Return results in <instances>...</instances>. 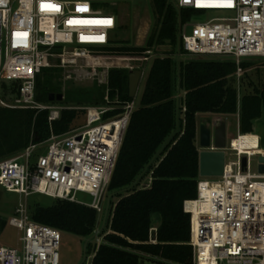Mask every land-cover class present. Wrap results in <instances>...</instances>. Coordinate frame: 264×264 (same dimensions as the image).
I'll return each mask as SVG.
<instances>
[{"label":"built area","instance_id":"obj_1","mask_svg":"<svg viewBox=\"0 0 264 264\" xmlns=\"http://www.w3.org/2000/svg\"><path fill=\"white\" fill-rule=\"evenodd\" d=\"M113 1L0 0V82H19L18 107L34 104L35 77L54 58L57 66L106 87L100 102L81 107L85 124L51 136L43 154L34 153L39 144H31L0 160L2 190L21 197L43 194L104 213L124 133L137 107L134 98L125 101L119 92L112 98L108 89L110 35L116 27L108 5ZM174 9L184 54L237 63L264 57V0H175ZM185 11L197 14L182 19ZM196 17L202 20H192ZM239 135L223 148V175L198 176L196 198L183 203L190 215L192 264H264V173L257 160V171L250 172L251 158L264 156V148L258 136L262 151L236 148L233 139ZM228 155L236 159L227 160ZM79 192L91 202H78ZM8 224L20 232V246H0V264H60L59 230L33 221L23 208Z\"/></svg>","mask_w":264,"mask_h":264},{"label":"trees","instance_id":"obj_2","mask_svg":"<svg viewBox=\"0 0 264 264\" xmlns=\"http://www.w3.org/2000/svg\"><path fill=\"white\" fill-rule=\"evenodd\" d=\"M151 8L155 25L148 45L155 38L175 43L177 17L173 6L168 0H151ZM189 14L197 12L185 11L184 19ZM179 51L183 53L180 47ZM250 66L245 61L236 65L231 58L205 55L183 62L174 53L152 60L138 106L131 113L124 133L108 193L128 188L143 174L135 186L116 193L113 196L116 201L111 198L105 229L98 235L102 242L94 247L89 242L86 246V253L92 255L90 264H192L190 215L184 212L183 203L197 196L196 115L237 114L239 134H252L254 122L264 115V84L249 82L251 91L241 96L235 85L236 72L241 70L247 76L246 69ZM128 74L126 70L110 69L108 78L109 87L117 90L125 101L131 100ZM4 85L18 89L19 82L1 81L0 88ZM36 86L37 91H43L42 95H36V100H48L49 93L44 91L54 88L52 79L43 84L37 79ZM92 92L93 88L87 94L83 92L81 100L91 101ZM68 97L72 99L70 94ZM97 98L89 104L98 103ZM80 114L83 112L63 110L58 119L49 121L47 110L0 104V160L44 141L51 133L68 131ZM147 176L151 178L149 185L141 187ZM98 215L89 206L56 199L50 206L34 205L30 218L87 238L96 231ZM5 224L0 219V231ZM152 229L154 240L150 239Z\"/></svg>","mask_w":264,"mask_h":264},{"label":"rangeland","instance_id":"obj_3","mask_svg":"<svg viewBox=\"0 0 264 264\" xmlns=\"http://www.w3.org/2000/svg\"><path fill=\"white\" fill-rule=\"evenodd\" d=\"M168 3L171 4L174 8L175 0H168ZM109 10L114 14L116 18V27L111 33L110 41V50L111 54L108 55V61L113 66L111 69L126 70L128 73L130 71L140 69L143 72L142 78L138 85L134 100L136 106H138L140 94L143 89L144 79L150 67L152 60L155 57H165L168 54L174 53L180 61H187L194 58V55H187L180 53L179 43L176 41L172 43L171 41L164 39L162 42L155 38L153 43L149 46L148 41L152 34V30L155 25V17L152 13L151 0H115L113 3L108 5ZM182 19L185 17L182 16ZM192 20H202V18L196 17ZM221 59H229L228 57H220ZM249 62L251 66L246 69L247 76H244V72L238 70L235 74L236 82L235 85L241 96L245 92L251 91V86L249 82L254 85L264 84V57H253L240 60L236 65L241 62ZM58 59L54 58L52 60V66L44 68L40 71L39 74L35 77V91H34V104L30 105L31 107H18L20 104L17 103L19 98L17 87L11 85H4L0 88V104L2 106L10 108H30V109H39L47 110L49 112V117L56 112L54 116L56 119L59 118L60 112L63 110H75L81 111V107L88 105L90 102H95L96 97L97 101L102 100L103 94L106 87L98 86L95 82L88 79H81L77 77L71 68H62L57 66ZM70 72V73H69ZM70 74V77L68 75ZM52 79L53 89H46L44 92L47 93H62L63 100L60 102L48 100H36V95H42L43 91H37L36 80L39 79L40 83H44L45 80ZM10 82H6L9 84ZM16 88V89H15ZM93 88V94L90 96L91 101H86L81 98L87 91H90ZM108 89L110 92V97L114 98L117 94V90L111 89L108 84ZM83 92H85L83 94ZM95 92H98L96 95ZM100 92V97H99ZM14 93V94H13ZM72 97L70 99L68 95ZM183 92L180 93L182 95ZM87 94V93H86ZM121 98V96H119ZM66 98V99H65ZM48 117V118H49ZM222 119L226 125V142L236 137L238 134L237 129V120L232 116H219L215 114L203 115L197 114L196 120L198 125L202 122H205L207 125H210L212 128L215 125L212 123L216 119ZM49 120V119H48ZM222 120L219 121V124L222 123ZM85 124L84 114H80L75 118L71 123V129L64 132L67 133L72 129L78 128ZM253 133L250 135L258 136L261 146L264 148V115L254 122ZM197 131V142L196 145L198 149L199 140ZM64 133H51L50 136L44 141L38 143L34 153H44L47 141L53 135H62ZM20 153V152H19ZM13 154L9 157H14ZM7 157V158H9ZM235 156L228 155L227 160H235ZM2 160V159H1ZM257 157H252L250 161V172L255 173L257 171L256 164ZM147 178V177H146ZM144 179V183L147 179ZM141 187H144V184H140ZM75 198L78 202L88 204L91 202V197L85 193H77ZM56 199L43 195V194H32L28 197H21L15 193H9L0 188V219L6 221L4 228L0 231V246L2 247H11L18 248L20 246L19 237L20 232L8 224L9 218L14 215L20 208H23L26 211V214L31 217L32 207L34 205L40 206H50L54 203ZM113 201H116V198L113 197ZM105 210V209H104ZM104 214V213H103ZM103 214L98 215V222L96 231L102 225ZM105 229V225L102 232ZM99 233L90 241L92 247L98 246L102 242V237L98 236ZM86 238H81L77 235L68 232L60 231V242H59V260L60 264H79L83 256V245ZM86 261L84 264H90L92 255L86 253Z\"/></svg>","mask_w":264,"mask_h":264},{"label":"water","instance_id":"obj_4","mask_svg":"<svg viewBox=\"0 0 264 264\" xmlns=\"http://www.w3.org/2000/svg\"><path fill=\"white\" fill-rule=\"evenodd\" d=\"M143 72L140 69H136L130 71L128 74V96L129 98L133 99L135 97L138 85L142 78ZM62 93H49L48 100L50 102L57 101L60 102L63 100ZM222 119L217 120L216 122L212 123L215 127H211L207 125L205 122L200 123L199 125V133H198V140H199V153H198V176L200 177H219L222 176L224 173V164H225V153L223 148L226 144V125L225 122L222 120V123L219 124V121ZM36 140V139H35ZM164 146V145H163ZM212 146V147H211ZM163 147H161L162 149ZM160 149V150H161ZM159 150V151H160ZM257 161L260 163L258 166V170L260 173H264V156H259ZM149 163L147 167L150 165ZM246 158H242V166H245ZM146 167V168H147ZM143 173H141L135 181L128 187L116 193H123L126 190L132 188L136 185L140 177ZM116 193L108 194L105 210L102 219L101 227L95 231L91 236L87 237L84 241L83 245V256L82 260L79 264H84L86 261V246L87 244L103 229L105 225V221L108 215L109 204L111 198ZM150 239H155V229L151 230Z\"/></svg>","mask_w":264,"mask_h":264},{"label":"bare ground","instance_id":"obj_5","mask_svg":"<svg viewBox=\"0 0 264 264\" xmlns=\"http://www.w3.org/2000/svg\"><path fill=\"white\" fill-rule=\"evenodd\" d=\"M239 139H233V146L242 150L245 149L247 151H262L257 145V137L254 135H239ZM254 149V150H253ZM192 208V207H189Z\"/></svg>","mask_w":264,"mask_h":264},{"label":"crops","instance_id":"obj_6","mask_svg":"<svg viewBox=\"0 0 264 264\" xmlns=\"http://www.w3.org/2000/svg\"><path fill=\"white\" fill-rule=\"evenodd\" d=\"M203 115H209V113H205V114H203ZM221 117L222 116H230V115H220ZM235 116V117H234ZM234 116H232V117H234L236 120H237V126H238V115L236 114V115H234ZM237 129H238V127H237ZM198 131V130H197ZM238 133H239V131H238ZM147 180L143 183H141V184H144L145 186L144 187H146V186H148L149 185V183H150V181H151V178L149 177V176H147V178H146Z\"/></svg>","mask_w":264,"mask_h":264}]
</instances>
